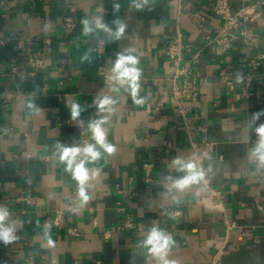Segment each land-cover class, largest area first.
I'll return each mask as SVG.
<instances>
[{"label":"crops","instance_id":"0c3cea01","mask_svg":"<svg viewBox=\"0 0 264 264\" xmlns=\"http://www.w3.org/2000/svg\"><path fill=\"white\" fill-rule=\"evenodd\" d=\"M230 1L233 10L240 7V0ZM212 4L149 0L137 11L132 0H0V205L10 209L5 223L16 222L18 237L8 245L0 241V264H156L142 243L154 224L172 234L176 243L168 258L176 264H264V164L251 154L259 140L255 128L264 123V115L252 121L264 112V60L250 100L226 94L225 86L264 54V17L244 25L252 32L249 44L237 45L223 65L207 56L197 61L199 96L180 101L184 115L173 101L165 46L177 38L202 45L216 35L222 22ZM71 12L87 18L93 33L83 35L82 23L67 29L64 18ZM101 17L113 30V21L122 20L124 38L115 41L97 29ZM19 42L43 61L36 76L13 49ZM100 43L102 54L96 52ZM125 47L139 56L143 105L122 87L107 91V83L118 85L111 69ZM104 96L116 103L98 114L93 101ZM73 100L85 108L77 121L67 105ZM100 116L109 117L104 127L116 151L88 165L102 171L90 181L92 198L81 208L57 144L92 142L88 122ZM191 142L209 144L210 156L195 161ZM177 156L193 159L205 173L183 191L173 187L185 175L172 163ZM208 187L222 196L219 208ZM28 189L42 199L40 209L18 201Z\"/></svg>","mask_w":264,"mask_h":264},{"label":"clouds","instance_id":"9594fccd","mask_svg":"<svg viewBox=\"0 0 264 264\" xmlns=\"http://www.w3.org/2000/svg\"><path fill=\"white\" fill-rule=\"evenodd\" d=\"M148 5L149 0H132V7L137 11L144 10ZM113 8L114 11L118 12L120 5L116 3L113 5ZM81 23L83 25V35L88 36L93 33L94 30L87 18L83 19ZM113 24L115 25L114 30L103 22L102 17L96 20L97 29L107 32L110 38L119 41L124 38L126 24L119 18L115 19ZM135 53L136 49L131 47H125L122 51L116 53V58L111 69L113 74L111 79L124 88L128 95L131 96L134 104L143 105L147 98L139 95L142 70L138 67L140 60L139 56ZM112 91L118 92L119 88L113 86ZM93 103L96 105V110L99 114L105 111L111 112V109L107 106L115 104L116 100L112 97L104 96L99 100L94 99ZM67 105L70 107L71 120L77 121L85 108L75 100ZM260 115H264V112L253 114L252 121L258 120ZM107 123H109L108 116L90 119L87 131L91 134L92 142L86 143L83 146L57 144L59 161L65 164V171L76 182L77 196L81 208L87 205L92 198L88 191L90 181L98 179L102 171L99 167L89 168L88 165L99 162L104 154L111 156L116 151L115 145L107 139L108 133L104 127ZM255 133L259 137V140L251 150V154L256 155L258 160L264 164V123L255 128ZM172 163L178 165V170L185 173L184 176L175 179L173 182V187L177 190L183 191L194 184H198L205 176L204 171L198 169L196 162L191 158L185 160L177 156L173 158ZM10 214V209L7 206L0 205V241L5 245L13 243L18 239L14 234L16 222L8 225L5 223ZM48 242L49 244H53L50 237ZM142 243L147 248L148 254L156 261V264H176L174 260L168 258L172 247L176 243L170 232L154 224L147 232Z\"/></svg>","mask_w":264,"mask_h":264},{"label":"built area","instance_id":"2783aa9c","mask_svg":"<svg viewBox=\"0 0 264 264\" xmlns=\"http://www.w3.org/2000/svg\"><path fill=\"white\" fill-rule=\"evenodd\" d=\"M212 15L222 22V26L218 33L214 36H208L204 39L202 45L183 43L179 38L172 40L165 46L164 53L173 64V101L179 114L184 115L185 110L181 107L180 101L187 100L194 102L199 96L200 87L198 84V75L196 73L195 64L204 56L215 59L220 65H223L226 56L240 45L243 49L249 44L252 32L244 27L246 24L256 22L264 17V0H240V7L233 10L230 0H213ZM82 19L71 12L64 18V26L69 29H75ZM11 38H7L2 42L6 45ZM13 49L22 57L27 58L28 64L31 65L33 71L30 75L36 76L37 70L43 68V61L32 52L26 42H19L12 45ZM98 54L103 53V45L100 43L96 48ZM264 60V54L251 58L247 65V72L239 78V80L225 79L226 94L236 93L240 100H250L254 93L252 87L257 77V70ZM18 68H13L17 72ZM177 80H181V85L177 84ZM107 91L112 90V84L107 83ZM119 88L120 86H115ZM11 99L9 98V101ZM183 127L181 129H185ZM191 151L195 161H202L210 156L211 150L209 144H197L191 142ZM150 167V166H148ZM148 182L151 180L148 179ZM208 195L214 198V208H219L222 203L219 191L212 187H208ZM19 202L26 206L40 209L42 199L36 197L31 189L18 199ZM259 211L264 214V207L260 206ZM54 225H58V216L54 220ZM125 225L131 226L127 218Z\"/></svg>","mask_w":264,"mask_h":264}]
</instances>
